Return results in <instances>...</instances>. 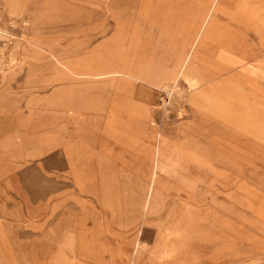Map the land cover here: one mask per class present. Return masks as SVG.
I'll list each match as a JSON object with an SVG mask.
<instances>
[{
    "label": "rangeland",
    "instance_id": "rangeland-1",
    "mask_svg": "<svg viewBox=\"0 0 264 264\" xmlns=\"http://www.w3.org/2000/svg\"><path fill=\"white\" fill-rule=\"evenodd\" d=\"M19 1L0 0V264H264V68L251 65L255 58L264 63V0H24L22 8ZM219 5L230 18L212 15ZM182 9L203 20L194 19L193 32L183 28L179 37ZM227 18L230 24L219 21ZM142 21L176 25L173 45L181 49L174 67L157 71L171 82H139L131 96L152 106L155 125L187 122L198 163L160 166L161 133L159 146L144 150L153 166L115 140L135 136L136 150L148 143L142 135L104 131L98 119L77 121L53 105L59 91L91 86L98 95L99 82L61 70L53 80L54 64L34 50H18L17 62L9 64L22 35L71 50L67 56L76 66L152 59V50H89L113 38L126 45L131 26ZM117 25L124 33L117 35ZM193 56L197 67L204 61L210 81L198 68L189 75ZM29 68L43 80L29 82ZM231 69L248 71L251 82L241 76L237 85ZM179 79L192 92L186 108L175 104L172 118L165 119L159 91ZM198 95L202 107L190 115ZM105 149L121 157L98 159Z\"/></svg>",
    "mask_w": 264,
    "mask_h": 264
},
{
    "label": "crops",
    "instance_id": "crops-1",
    "mask_svg": "<svg viewBox=\"0 0 264 264\" xmlns=\"http://www.w3.org/2000/svg\"><path fill=\"white\" fill-rule=\"evenodd\" d=\"M143 1L145 2V0ZM19 2L20 8H22L24 0H20ZM4 5L7 7L6 3H4ZM179 14L180 16L182 15L181 17L184 19L181 21L182 23L179 27V37H181V34L185 33L182 31L183 28H186L187 24L191 25L194 23V19H196V21L199 23H202L203 20L202 16L193 15L185 9H182ZM186 15H190L194 18L185 19ZM32 16L33 23L36 24L38 22V17H36V15ZM7 17L8 16L6 15L4 16L5 21L8 20ZM123 18L124 16L122 15H118L117 17V19ZM219 21L230 24V20L228 18L226 20ZM142 23L145 24H133V26H131L133 37L130 39H124V43L127 42V44L125 43L126 45H121L120 47V40L117 39L116 47V42L113 38L102 42V46L105 45L104 47L99 45L97 47H92L89 50H152V53L157 55V57L152 59L140 61L137 59L134 60L133 57L122 60L121 58H117L114 63L109 65H104L102 63L94 64L92 61H79V65L76 66L77 63L74 58L67 56L69 53H71V50H60L55 45L52 46L48 43L42 42L36 37L29 40L27 36L22 35L18 37L19 45L16 51L12 53L11 62L9 64L13 66L17 62L16 60H18L19 55L18 50H34L36 54L40 53V55H47L54 64L57 73L54 75L53 80L60 79V70H63V72H67L68 75H75L80 78L87 79L88 82H99L100 85L98 87V95L94 94V88L91 86H86L83 90L68 89L63 92L59 91L55 94L53 97V105L58 108L62 107L65 112H68V114L74 117V119L77 121H79L82 116L90 119H98L102 126L101 128H103L104 131H108L112 127H115L117 129L116 133L121 132L118 130L119 128H123L124 130L132 129L139 136L142 135V137H145L148 140V143H146L144 147L142 146L140 149L136 150L132 149L133 145L137 143V140L135 139H138L135 136H131L130 140H123L116 136L115 140L117 142L124 143L126 146H129L130 148L126 149V152H129L130 155L142 157L148 160L153 166V159L150 158L147 153L144 152V150L150 149L152 152L154 147L159 146V135L161 133L163 138L162 143L160 144V166L166 165L169 162L172 163L173 161L177 160L182 163L184 162L185 165L191 164L190 162L192 161L198 163V158L190 149L191 143L189 142V134L191 132L188 130L187 124H181L179 126H164L162 124L155 125L152 123V118L155 114L152 106L146 103V101L140 102V100H135L131 96L132 90H130V88L139 82L145 83L150 87H159L171 82L172 80L169 79V75H160L157 71L160 70V68L164 69V64L171 65V63H174L172 64L174 67L176 62L178 63L179 59L178 50L181 49L173 45L174 37L172 32L179 33L176 25L172 27L170 23L162 21L158 26L152 25V21H142ZM123 28L124 27L117 25V35L123 32ZM188 36L189 35L185 34L183 37L185 38V41L187 40ZM0 37L4 38V34ZM132 44H143L144 46L142 49H140V47L130 46ZM212 46L218 48L219 44L217 42H212ZM253 48L254 50H257L256 47ZM1 75L2 78L7 76L6 72H2ZM39 75L40 74L36 69L29 68L27 80L31 82L36 78L42 79ZM40 79L39 81L43 80ZM106 79L111 80L110 85L107 84ZM103 81L106 82V85L103 83ZM106 88H111V91L114 94L108 95L105 91ZM196 99L197 98L195 97L193 102H191L192 104L189 109L190 115H195L199 109L197 108L196 110L194 106V104H197ZM183 117V115L180 116L179 121L184 119ZM121 154L122 153H119L116 150L105 149L96 157L98 159L111 161L120 158ZM67 157L70 161H72L75 158V154H72V151L70 150V152L67 153ZM151 189L148 192V195H150Z\"/></svg>",
    "mask_w": 264,
    "mask_h": 264
},
{
    "label": "built area",
    "instance_id": "built-area-1",
    "mask_svg": "<svg viewBox=\"0 0 264 264\" xmlns=\"http://www.w3.org/2000/svg\"><path fill=\"white\" fill-rule=\"evenodd\" d=\"M7 42L3 44L6 46ZM2 49H4L2 47ZM192 88L182 80H178L171 85H168L159 91V109L162 116L165 119L172 118L171 109L176 104L179 106L180 111H183L186 108V99L191 94Z\"/></svg>",
    "mask_w": 264,
    "mask_h": 264
},
{
    "label": "bare ground",
    "instance_id": "bare-ground-1",
    "mask_svg": "<svg viewBox=\"0 0 264 264\" xmlns=\"http://www.w3.org/2000/svg\"><path fill=\"white\" fill-rule=\"evenodd\" d=\"M7 1H9V2H11V4L12 3H14L13 2V0H7ZM15 4V3H14ZM13 5V4H12ZM253 12H255L256 10H252ZM215 12H219V13H221V14H226L227 16H228V18H230L229 16L231 15L230 13H229V11H227V10H225L224 8H222V7H220V5H219V7L218 8H216L214 11H213V14L212 15H215ZM246 13H249L248 11H245L244 12V14H246ZM182 16V15H181ZM215 19H216V16H211L210 17V20H209V23L211 22V23H214V21H215ZM192 26L191 25H187L186 26V28H185V30H186V32H188V31H190V32H193V28H191ZM197 31H195V33H196ZM59 52V51H58ZM56 53V52H55ZM54 54V53H53ZM223 57V56H222ZM224 59H226V61H228L229 63H233V59H231V58H225V57H223ZM249 58H240V61L241 60H244V61H251L250 59L248 60ZM54 60V59H53ZM179 60V59H178ZM55 63V62H54ZM195 63H197V58H195V56H193L192 57V60H190V67L188 68L190 71H189V75L190 74H193L194 72V70L195 69H200V71H201V76L202 77H204L206 80H211V79H207V78H209V76L211 77L212 75H208L209 73L207 72V71H205V69H204V61H203V63H202V67L200 66V67H197L196 65H195ZM252 66L254 65V66H256V67H262V68H264V63L263 62H261L260 60H256V58H255V60H253V63L251 64ZM247 69H249V68H247ZM246 69V70H247ZM63 71V70H62ZM232 72L233 71V69H231V70H229V72ZM204 72H206V74L204 73ZM231 72H230V76H231V78H232V81L234 82V83H236L237 85H239V81H238V79H240L239 77H241L242 79L243 78H247V80L248 81H250V79H249V77H248V75H247V73H248V71H245L246 73L245 74H239V73H237V74H231ZM67 73V72H66ZM165 74H167V73H162V74H160V75H165ZM206 75H208V76H206ZM260 78V77H259ZM251 82V81H250ZM252 86H254L255 84L254 83H252L251 84ZM204 91H206V90H204ZM58 93V92H57ZM201 95H206V94H204L203 93V91H202V93H201ZM201 95H198V96H196V100H197V104H194V106H195V109L197 110V108H199L198 109V111H200V107H202V105H201V102H202V99H203V97H200ZM55 96V95H54ZM57 96V95H56ZM59 97V96H58ZM61 98V97H60ZM58 100V99H57ZM64 101V100H63ZM62 101V102H63ZM68 101V100H67ZM70 102V101H69ZM68 102V103H69ZM68 106V105H67ZM181 124H187V122H181V123H178V126L179 125H181ZM190 142V141H189Z\"/></svg>",
    "mask_w": 264,
    "mask_h": 264
}]
</instances>
